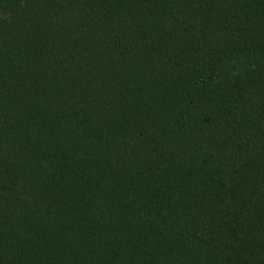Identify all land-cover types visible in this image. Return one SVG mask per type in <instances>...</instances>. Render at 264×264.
I'll return each instance as SVG.
<instances>
[{
  "label": "trees",
  "instance_id": "16d2710c",
  "mask_svg": "<svg viewBox=\"0 0 264 264\" xmlns=\"http://www.w3.org/2000/svg\"><path fill=\"white\" fill-rule=\"evenodd\" d=\"M0 264H264V0H0Z\"/></svg>",
  "mask_w": 264,
  "mask_h": 264
}]
</instances>
